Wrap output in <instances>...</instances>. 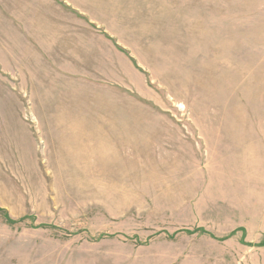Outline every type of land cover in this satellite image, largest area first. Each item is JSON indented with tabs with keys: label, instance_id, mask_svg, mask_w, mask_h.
<instances>
[{
	"label": "rangeland",
	"instance_id": "374dc122",
	"mask_svg": "<svg viewBox=\"0 0 264 264\" xmlns=\"http://www.w3.org/2000/svg\"><path fill=\"white\" fill-rule=\"evenodd\" d=\"M25 1L0 0V264H264V0H96L63 93L3 28Z\"/></svg>",
	"mask_w": 264,
	"mask_h": 264
},
{
	"label": "crops",
	"instance_id": "0c3cea01",
	"mask_svg": "<svg viewBox=\"0 0 264 264\" xmlns=\"http://www.w3.org/2000/svg\"><path fill=\"white\" fill-rule=\"evenodd\" d=\"M95 1L26 0L25 5L16 8V14L8 21L7 29L3 23L4 30H11L13 38L30 40L31 44L37 48L36 51L27 50L28 54L45 56L44 59L49 65L45 73H43L44 70L42 71V77L61 87L58 93H63L65 86H72L71 81L74 76H69L68 71L65 72L53 65L58 61L57 48L62 40L73 32L75 19L80 20L86 17L88 21H98V19L89 18V15L95 14ZM31 60L38 62L36 56ZM64 81H68L69 84Z\"/></svg>",
	"mask_w": 264,
	"mask_h": 264
}]
</instances>
